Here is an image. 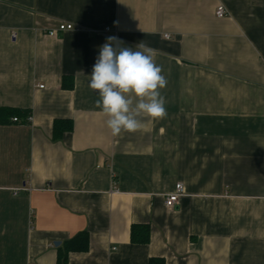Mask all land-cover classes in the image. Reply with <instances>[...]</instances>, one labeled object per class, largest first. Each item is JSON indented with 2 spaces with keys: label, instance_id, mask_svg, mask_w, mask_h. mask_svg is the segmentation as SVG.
I'll return each instance as SVG.
<instances>
[{
  "label": "crops",
  "instance_id": "obj_1",
  "mask_svg": "<svg viewBox=\"0 0 264 264\" xmlns=\"http://www.w3.org/2000/svg\"><path fill=\"white\" fill-rule=\"evenodd\" d=\"M109 36L168 81L166 118L117 137L88 87ZM0 106L29 112L0 123V264H264V0H0Z\"/></svg>",
  "mask_w": 264,
  "mask_h": 264
},
{
  "label": "clouds",
  "instance_id": "obj_2",
  "mask_svg": "<svg viewBox=\"0 0 264 264\" xmlns=\"http://www.w3.org/2000/svg\"><path fill=\"white\" fill-rule=\"evenodd\" d=\"M89 77L88 87L98 95L96 107L113 137L140 131L148 120L166 118L161 90L168 81L145 43L133 48L116 36L107 37Z\"/></svg>",
  "mask_w": 264,
  "mask_h": 264
},
{
  "label": "trees",
  "instance_id": "obj_3",
  "mask_svg": "<svg viewBox=\"0 0 264 264\" xmlns=\"http://www.w3.org/2000/svg\"><path fill=\"white\" fill-rule=\"evenodd\" d=\"M29 112L26 110H22L20 108H13V107H2L0 106V123H8L10 119L14 116L18 118H26L28 117ZM72 128V121L71 120H56L54 124V138L58 139L62 137V133L64 130H70ZM131 231L132 241L136 243H148L150 240L151 234V227L148 224H133ZM88 234L86 232H81L67 242L68 246L72 249H80L84 250L88 246ZM61 258H64L65 261L67 260V253L60 254L59 262ZM159 262V263H158ZM164 264L163 261H154L151 260V264Z\"/></svg>",
  "mask_w": 264,
  "mask_h": 264
},
{
  "label": "built area",
  "instance_id": "obj_4",
  "mask_svg": "<svg viewBox=\"0 0 264 264\" xmlns=\"http://www.w3.org/2000/svg\"><path fill=\"white\" fill-rule=\"evenodd\" d=\"M228 12L229 11L227 10L226 6L221 3V4H219V6H217L216 11H215V14L219 18H223V17H225V16L228 15ZM72 29H77V27L74 24H72V23H65V22H63V23L59 24V26H58L57 29L54 28V29L48 30V34L50 36H56V35L59 34V32H64V31L72 30ZM107 30L109 31V28H107ZM165 37L166 38H170V35L169 34H165ZM41 87H43V86H41ZM13 119L15 121H18L19 120L18 117H14ZM183 192H184V186L180 182V183H178L176 185L175 191L172 192V193H170V194H168L166 196V198H165L166 199L165 200L166 206L168 208H174L177 205V203L179 201V198L182 196Z\"/></svg>",
  "mask_w": 264,
  "mask_h": 264
},
{
  "label": "water",
  "instance_id": "obj_5",
  "mask_svg": "<svg viewBox=\"0 0 264 264\" xmlns=\"http://www.w3.org/2000/svg\"><path fill=\"white\" fill-rule=\"evenodd\" d=\"M56 243H58V244H59L60 242H56Z\"/></svg>",
  "mask_w": 264,
  "mask_h": 264
}]
</instances>
